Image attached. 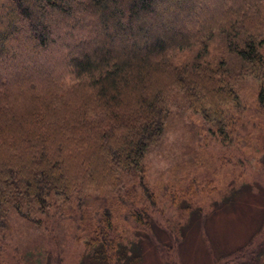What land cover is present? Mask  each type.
I'll return each instance as SVG.
<instances>
[{
  "label": "trees",
  "instance_id": "16d2710c",
  "mask_svg": "<svg viewBox=\"0 0 264 264\" xmlns=\"http://www.w3.org/2000/svg\"><path fill=\"white\" fill-rule=\"evenodd\" d=\"M197 1L0 0V229L9 213L27 218L46 213L56 198H74L88 208L92 199L105 203L102 195L116 197L125 190L138 196L129 193L144 182V157L163 140L171 106L180 101L224 130V106L239 97L237 77L228 69L220 74L202 60L209 52L206 37L187 26L204 16ZM231 1L232 20L216 21L215 28L229 50L250 65L245 73L262 81L259 101L264 103V33L260 21L244 10L255 0ZM75 2L98 27L91 29V40L73 45L63 39L74 32H58L81 22L72 11L59 19L68 9L64 6ZM194 46L199 49L192 65L174 63L172 53ZM56 48L66 51L68 85L47 76L45 64L40 70L22 63L34 64L32 54L47 59ZM234 198L229 194L223 202ZM103 206L101 224L89 229L88 258L97 264L136 263L142 256L137 242L134 255L128 245L119 244L113 260L116 246L108 236L113 210ZM131 216L141 225L149 222L148 213ZM263 230L264 217L257 235ZM254 241L236 248L235 260L264 264L261 251L248 253ZM158 248L166 263L175 264L164 245Z\"/></svg>",
  "mask_w": 264,
  "mask_h": 264
},
{
  "label": "rangeland",
  "instance_id": "374dc122",
  "mask_svg": "<svg viewBox=\"0 0 264 264\" xmlns=\"http://www.w3.org/2000/svg\"><path fill=\"white\" fill-rule=\"evenodd\" d=\"M233 5L231 0H198L197 9L204 16L187 23L193 25L190 31L202 30L206 37L209 52L202 60L220 74L228 69L237 77L239 97L224 106V130L179 100L180 104L171 106L163 140L144 157V182L129 193L138 196H128L125 190L116 197L102 195L105 203L93 204L92 199L88 208L78 206L74 198L69 202L56 198L46 213H34L30 218L11 212L0 229V264H97L88 258L91 249L86 243L92 224H101L103 204L113 210L114 227L108 233L116 246L113 260L119 244L128 245L129 254L134 255L132 247L137 242L142 256L133 264H168L159 244L175 264H242L245 258L235 260L233 251L253 237L248 253L259 250L264 255V246L259 247L264 230L256 233L264 217V103L259 101L263 84L257 76L245 73L250 65L229 50L224 34L215 28L216 21L225 24L232 20ZM64 8L59 19L72 11L81 22L58 32L75 33L63 42L74 45L91 40V29L98 27L95 18L79 12L76 2ZM244 10L260 21L264 33V0H255ZM208 36H213L209 42ZM261 43L264 55V41ZM15 44L11 47L18 48ZM198 49L174 52L172 60L179 66L192 65ZM62 51L66 53L56 48L47 59L32 54L34 64L27 59L21 62L27 68L36 64L40 70L45 64L47 76H56L54 81L64 79L68 85L69 68L63 63ZM229 194L235 198L224 203ZM131 212L148 213L147 226L135 221Z\"/></svg>",
  "mask_w": 264,
  "mask_h": 264
}]
</instances>
